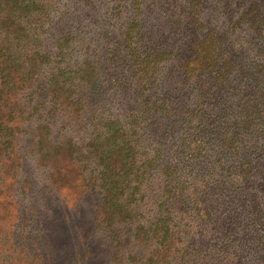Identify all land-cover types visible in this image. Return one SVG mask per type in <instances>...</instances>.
Here are the masks:
<instances>
[{"label": "trees", "instance_id": "1", "mask_svg": "<svg viewBox=\"0 0 264 264\" xmlns=\"http://www.w3.org/2000/svg\"><path fill=\"white\" fill-rule=\"evenodd\" d=\"M0 205L31 264H264V0H0Z\"/></svg>", "mask_w": 264, "mask_h": 264}, {"label": "rangeland", "instance_id": "2", "mask_svg": "<svg viewBox=\"0 0 264 264\" xmlns=\"http://www.w3.org/2000/svg\"><path fill=\"white\" fill-rule=\"evenodd\" d=\"M63 194L65 193L67 196V200H71L73 194L72 191L66 190V189H62L61 191ZM62 194V195H63ZM23 196H21V194H14L12 195V199L11 198H7V197H3L5 199V201H9L10 203H19V204H23L24 206H28V204H31V202L25 198H22ZM29 207V206H28ZM14 208H12L11 210L7 209V208H3V206L0 205V264H31V261H25V259H22L23 256H25L24 254V250H22L21 248H16V246L13 244V242L11 243L12 238H14V234H12V232H15V228L14 226L17 225L15 219H14ZM27 225H29L30 227L27 228V232H25L26 234L28 233V231H33L36 232V229L34 228H41V223L39 222V220H37L36 222H29L27 223ZM9 232V241L5 242V244L3 245L1 240L2 237L4 236V234H8ZM33 236V235H32ZM27 255V254H26ZM28 256V255H27ZM29 257V256H28Z\"/></svg>", "mask_w": 264, "mask_h": 264}]
</instances>
